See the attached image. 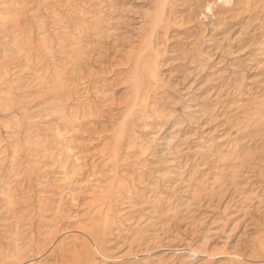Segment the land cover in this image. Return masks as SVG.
<instances>
[{"label":"rangeland","instance_id":"374dc122","mask_svg":"<svg viewBox=\"0 0 264 264\" xmlns=\"http://www.w3.org/2000/svg\"><path fill=\"white\" fill-rule=\"evenodd\" d=\"M20 263L264 264V0H0Z\"/></svg>","mask_w":264,"mask_h":264},{"label":"bare ground","instance_id":"6f19581e","mask_svg":"<svg viewBox=\"0 0 264 264\" xmlns=\"http://www.w3.org/2000/svg\"><path fill=\"white\" fill-rule=\"evenodd\" d=\"M163 1L165 2V0H163ZM161 2H162V1H161ZM159 5H160V7H161V4H159ZM162 11H163V9H162ZM155 16H156V17H159V15H158V16L155 15ZM158 20H159V19H158ZM155 28H156V27H155ZM152 29H153V28H152ZM139 89H140V88L138 87V90H139ZM138 90H137V91H138ZM137 97H138V96H137ZM98 236H99V235H98L97 233H94V232H93V237H92L93 239L99 241ZM97 245H98L97 243L94 244V246H95L94 248L97 250V253H99V255H100L101 257H106L105 254L101 253V252L98 250L99 247H98ZM191 253H192V254H195L196 252L192 250ZM20 264H22V263H20Z\"/></svg>","mask_w":264,"mask_h":264}]
</instances>
